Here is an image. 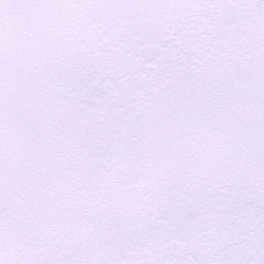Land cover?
Masks as SVG:
<instances>
[{"label":"snow or ice","instance_id":"1","mask_svg":"<svg viewBox=\"0 0 264 264\" xmlns=\"http://www.w3.org/2000/svg\"><path fill=\"white\" fill-rule=\"evenodd\" d=\"M0 264H264V0H0Z\"/></svg>","mask_w":264,"mask_h":264}]
</instances>
